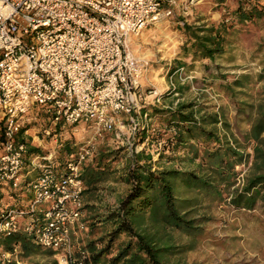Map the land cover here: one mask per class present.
<instances>
[{
	"label": "built area",
	"instance_id": "1",
	"mask_svg": "<svg viewBox=\"0 0 264 264\" xmlns=\"http://www.w3.org/2000/svg\"><path fill=\"white\" fill-rule=\"evenodd\" d=\"M203 2L0 0V236L23 233L62 264H84L75 258L87 232L83 163L94 157L103 135L138 153L156 130L141 87L148 62L132 55L130 38L161 20L187 16ZM40 110L54 125L90 130L62 171L54 151L39 147L29 155L26 136L29 130L38 134L32 123ZM18 191L30 197L14 206L3 202L7 192ZM0 264L30 263L15 247L0 249Z\"/></svg>",
	"mask_w": 264,
	"mask_h": 264
},
{
	"label": "trees",
	"instance_id": "2",
	"mask_svg": "<svg viewBox=\"0 0 264 264\" xmlns=\"http://www.w3.org/2000/svg\"><path fill=\"white\" fill-rule=\"evenodd\" d=\"M213 1L218 5L226 2ZM235 1L233 21L244 24L264 16V0ZM232 27L233 24L224 21L217 25L185 24L186 41L180 47L179 58L191 63L188 66L187 61L176 60V64L192 68L194 62L202 61L206 68L208 63L216 61L233 62L232 43L228 40ZM263 79L264 73H261L258 80ZM252 84L253 77L243 73L221 88L233 99L246 100L249 95L245 91ZM238 104L245 107L237 109L245 113L250 126L239 138L233 134L222 111L197 109L192 102H177L175 107L169 108H147L152 121L157 120L160 126L151 135L152 142L161 143L157 165L163 166L159 169L153 168L152 156L145 149L125 153V147L99 151L83 163V198L91 200L101 185L111 179L124 183L127 189L115 207L85 203L87 232L79 238L75 258L83 259L84 264H169L170 257L179 254L181 247L174 245L167 230L187 239L201 237L203 224L209 218L205 213L199 214L200 211L223 203L236 210L260 206L264 214V98L256 104L243 100ZM32 126L43 141L58 139L54 163L56 169L62 171L66 161L76 155L78 143L62 142L65 126L54 125L50 114L43 110L38 112ZM143 135L138 136L141 139ZM28 151L33 156L40 148L29 146ZM122 161L125 164L120 171L112 168L114 163ZM244 167H248L246 172ZM117 172L120 175L113 178ZM241 174L242 185L236 187ZM11 196L12 202L15 201L13 206L30 197L19 191L12 192ZM15 247H19L26 258L55 255L35 245L23 233L0 236L2 251H12Z\"/></svg>",
	"mask_w": 264,
	"mask_h": 264
},
{
	"label": "rangeland",
	"instance_id": "3",
	"mask_svg": "<svg viewBox=\"0 0 264 264\" xmlns=\"http://www.w3.org/2000/svg\"><path fill=\"white\" fill-rule=\"evenodd\" d=\"M235 6V0H226L222 5L213 0H204L201 5L191 9L187 16L180 14L161 20L148 26L138 36L130 38L128 46L132 55L148 62L141 80L142 90L147 96L146 108H169L175 107L177 102H192L197 109L222 111L233 134L238 138L249 130L245 113H240L237 108H245L238 104L242 100L248 104H256L264 98V79L262 82L258 80V76L264 73V16L240 24L232 19ZM222 21L233 24L228 35V40L232 43L230 49L233 62H207L209 66L206 68L202 61L194 62L192 68L176 64V60L187 61L188 66L191 63L179 58L180 47L186 41L183 31L185 24L217 25ZM243 73L253 77V84L245 91L249 98L233 99L227 96L221 87ZM152 123L159 129L157 120ZM65 128L62 142H77V151L88 142V127L80 124ZM26 137L30 146L40 147L43 151H54L55 143L43 141L36 130H29ZM138 139L140 141V137ZM117 147H125V153L129 151L125 144L118 143L111 135H103L95 142V154ZM160 149L155 142H151L145 149L147 154L152 156L154 169L163 166L157 165V153ZM247 152H251L249 148ZM124 164L125 161L116 162L112 168L120 171ZM247 168L244 167L245 172ZM119 175L117 172L113 178H118ZM242 179L243 176L236 187H241ZM126 189L124 183L111 179L101 185L91 200L83 198V207L85 203L96 207H115ZM4 198H9L8 192ZM202 213H205L209 220L203 224L204 232L201 237L187 239L178 232L167 230L174 245L181 247L178 249L179 254L170 257L169 264H264V214L260 206L252 210H236L218 203L212 205L209 210L199 212ZM85 217L84 212V219ZM26 219L27 217H21L19 221ZM192 245L193 248L190 249ZM23 259L30 264H52L54 261L62 264L56 256L32 255Z\"/></svg>",
	"mask_w": 264,
	"mask_h": 264
},
{
	"label": "crops",
	"instance_id": "4",
	"mask_svg": "<svg viewBox=\"0 0 264 264\" xmlns=\"http://www.w3.org/2000/svg\"><path fill=\"white\" fill-rule=\"evenodd\" d=\"M47 145V144H46ZM52 146V145H51ZM33 177H35V176H33ZM6 195V194H5ZM4 195V196H5ZM4 196H3V202H5V203H10V204H13V203H15V201L14 202H12L13 200H12V196L10 197L9 196V198L8 199H6L5 200V198H4ZM20 201H18L17 203H19Z\"/></svg>",
	"mask_w": 264,
	"mask_h": 264
}]
</instances>
